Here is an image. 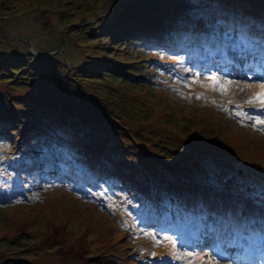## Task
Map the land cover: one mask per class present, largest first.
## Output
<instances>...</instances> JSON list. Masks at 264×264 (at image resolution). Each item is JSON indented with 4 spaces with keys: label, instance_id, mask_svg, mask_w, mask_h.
<instances>
[{
    "label": "rangeland",
    "instance_id": "obj_1",
    "mask_svg": "<svg viewBox=\"0 0 264 264\" xmlns=\"http://www.w3.org/2000/svg\"><path fill=\"white\" fill-rule=\"evenodd\" d=\"M210 1L0 0V114L18 122L22 115L25 121L19 132L31 124L35 131L49 129L50 135L51 129H57L54 137L68 140L81 154L80 161L99 164L107 172L120 165L128 181L179 184L181 174L195 173V184L213 187L215 193L264 211V135L246 125L254 121L230 110L237 105L259 107V102L254 106L246 102L261 91L260 82L228 83L230 94L216 88H211L214 93H195L182 87L178 94L186 103L175 109L172 102L180 99L161 96L158 82L146 79L155 71L143 67L148 57L125 48L114 50L113 38H107L106 27L121 32L130 27H161L168 17L166 11L174 8L195 13L191 22L182 19L187 23L212 25L215 18L198 15L221 10L207 6ZM225 2L241 9L253 6L255 16L264 18L258 12L264 13V0ZM150 39L158 42L161 37L151 35ZM129 57L139 60L133 63L139 70L134 83L117 78L127 69ZM96 64L112 74L103 75ZM168 80L181 87L178 78ZM42 108L53 115L43 118L39 126L41 120H34L31 112ZM236 119L244 122L236 124ZM5 134L13 141L19 139L15 132ZM34 197L43 202L0 203V264H137L128 257L135 252L133 246L121 236L129 229L128 239L135 237L137 224L114 225L93 211L91 204L59 186L30 195ZM90 210L93 214H86ZM253 211L248 209V214ZM77 215L85 221L79 223ZM57 217L68 219L57 221ZM244 242L242 236H235L234 244ZM170 249V243L163 244V250L170 253ZM204 262L199 260V264Z\"/></svg>",
    "mask_w": 264,
    "mask_h": 264
},
{
    "label": "trees",
    "instance_id": "obj_2",
    "mask_svg": "<svg viewBox=\"0 0 264 264\" xmlns=\"http://www.w3.org/2000/svg\"><path fill=\"white\" fill-rule=\"evenodd\" d=\"M214 3H216L217 6H224V8H226L228 11L233 7L231 2L227 3L226 6L221 5L218 1H215ZM162 8H164V7H162ZM160 10H158V11H160ZM230 11L239 12V10H237V9H231ZM166 15L168 17L165 19V22L163 23L162 28H160V27L158 28V26L154 27L155 33L163 32L164 30L168 32V29L174 27V24H171V23H175L177 21H179L180 23L184 22V21L182 22L180 20V19H182V17H185V13L183 12V10H180L178 12V10L176 8H174L173 12L166 11ZM162 22H163V19H162ZM180 27L190 28V25L183 23V24H181ZM106 28H107V32H109L107 34L109 37H107V38H113V40H111V41H113L112 47L115 45L114 50L117 49L116 47H118L121 50V49L125 48V46L127 45V43H125V42L128 40L131 43L147 42L146 38H147V35L149 33H151L149 30H150V28L152 29V26L149 28L147 27V29L145 28V26L144 27L138 26V27H134V28L130 27V31L124 30V32L114 31V30H111L109 27H106ZM127 31H129V32H127ZM154 35L157 36V34H154ZM115 39H118L117 44L115 42L116 41ZM100 44H102V43H100ZM124 50L126 52H128V48L124 49ZM137 61H139V60H137V58H132V57H129V59L125 60L124 67H127V69H123L124 70L123 71L124 76L121 74V75H118L117 78H119V79L122 78L123 81H125V82H131V83L136 82L135 75L138 73L139 70L137 68L136 69L133 68V66H134L133 63H135ZM94 67L96 68L97 71L101 70L103 72V75H110L113 72L111 70H108V69L102 67L100 64H96ZM103 75L101 77H103ZM101 77H100V79H102ZM140 78H141V76H140ZM31 113H33L32 115H33L34 120H39V119L41 120L40 122H38L39 126H42L43 118L50 117L53 115V114H49L50 112L46 111L45 108H42L38 113L36 110H35V112H31ZM18 116L20 118L19 122L15 119H12V118H5L3 115L0 114V132H4V133L7 132L8 134H13L14 132L17 133L15 135V137L19 138L18 141H21L22 143H24V145L26 147L32 145L34 150H37V149L42 150L41 146H40V142L42 144H51V141L48 138H45V137H48L47 131L49 129L42 127L41 130L35 131L33 128V124L30 123L31 124L30 126H27V128L24 127L22 129V132H19L20 131L19 125H21V123L23 121H25V119L22 115H18ZM173 116L174 115H172V117ZM29 121L32 122V119H30ZM51 130H53L54 132L55 131L57 132V129H51ZM3 141L6 143H9V144L13 143V140H11L8 135H6V137L3 138ZM65 145H67V144H65ZM73 156L75 159L81 158V154L78 151H74ZM41 158H47V157L41 156ZM168 177L171 178L170 176H168ZM179 178L183 182L186 183L187 180L190 178V176L187 175V173H184V174H181L179 176ZM129 255L130 254H128V256ZM117 260H119V259L117 258ZM131 261H133L132 258H131ZM114 263L120 264V263H118V261H116Z\"/></svg>",
    "mask_w": 264,
    "mask_h": 264
},
{
    "label": "snow or ice",
    "instance_id": "obj_3",
    "mask_svg": "<svg viewBox=\"0 0 264 264\" xmlns=\"http://www.w3.org/2000/svg\"><path fill=\"white\" fill-rule=\"evenodd\" d=\"M241 44H244L245 48H250V45L246 42V38L241 36ZM236 47H239V45H237ZM247 67L251 68L252 65H247ZM207 79L209 81L212 82V85L215 86L216 84L219 83V78L213 73L210 76L207 77ZM228 83H231V81H229ZM220 89L221 90H225L224 85H220ZM260 92L254 93L252 97L249 98V100L246 102L249 106H254L256 102H259V107L261 109H264V83L260 84ZM231 102V101H230ZM237 108L241 109L239 111H236V115L237 116H242L245 117L248 120H254V124L252 125L253 127H255L256 124H264V119H261V117L259 115L257 116H251L245 112H243L242 110V106L237 105ZM244 121L241 120L240 123H243ZM154 241L156 243H160L161 240H157L155 237H153ZM164 241H170L172 243L173 248H175L176 246V240H174L171 236H165L163 237ZM213 250L216 253V256H221L223 258V252L220 250V245L219 244H215L213 245ZM175 253H173L174 255ZM153 256H155V253H152ZM187 255L192 256L193 253H187ZM216 256H212L209 257V259H215ZM218 264V261H217Z\"/></svg>",
    "mask_w": 264,
    "mask_h": 264
},
{
    "label": "bare ground",
    "instance_id": "obj_4",
    "mask_svg": "<svg viewBox=\"0 0 264 264\" xmlns=\"http://www.w3.org/2000/svg\"><path fill=\"white\" fill-rule=\"evenodd\" d=\"M212 65H216V64H215V61L212 63ZM241 66H242V65H241ZM242 70H243V66H242ZM86 214H93V212H92V211H89V212L87 211ZM64 219L67 220L68 218H59V217L56 218L57 221H59V220H64ZM75 219H77V220L79 221V223L82 222V221H85V218H83V217H81V216H79V215H77ZM138 222H139V221H138ZM81 224H82V223H81ZM81 224H79V225H81ZM224 231H226V230H224ZM226 232H227V231H226ZM117 237H119V236L115 234V238H117ZM207 241L209 242V240H207Z\"/></svg>",
    "mask_w": 264,
    "mask_h": 264
}]
</instances>
